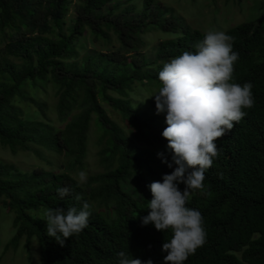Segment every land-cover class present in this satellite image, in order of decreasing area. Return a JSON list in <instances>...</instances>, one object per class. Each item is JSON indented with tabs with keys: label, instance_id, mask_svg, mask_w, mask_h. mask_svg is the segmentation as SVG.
<instances>
[{
	"label": "trees",
	"instance_id": "16d2710c",
	"mask_svg": "<svg viewBox=\"0 0 264 264\" xmlns=\"http://www.w3.org/2000/svg\"><path fill=\"white\" fill-rule=\"evenodd\" d=\"M262 3L260 15L225 32L234 37L233 49L239 54L233 82H251L255 104L215 141L219 155L205 173V188L195 191L187 203L201 212L207 239L185 264H264ZM120 5L116 0H0V37L6 40L0 50V144L13 154L28 151L41 160L52 153L61 159L63 170L24 172L0 161V203L14 214L17 229L11 246L25 238L29 248L36 239L42 264H119L121 251L143 264L149 259L164 264L162 245L171 231H157L154 224L142 221L150 212V184L163 182L175 168L168 167L173 153L162 135L168 125L156 112L140 110L130 93L136 83L162 86L158 74L163 64L184 51H195L205 33L183 26L154 0H143L140 12L134 6L119 11ZM72 6L76 16L66 29ZM86 29L95 41L108 42L113 32L119 49L96 50L79 58L76 42ZM179 29L182 35L159 42L154 58L148 56L147 61L143 36ZM37 82L58 86L60 121L73 115L64 128L25 118L19 100L44 113L45 104L26 92ZM105 105L119 113L124 126L110 118ZM93 117L102 132L98 145L106 172L80 183L73 173L84 167ZM65 187L69 194L61 198L57 189ZM179 187L183 191L185 185ZM77 195L80 201L75 200ZM84 202L91 206L88 227L61 246L47 235L44 210H79ZM103 206L109 208L106 216L100 210Z\"/></svg>",
	"mask_w": 264,
	"mask_h": 264
},
{
	"label": "clouds",
	"instance_id": "9594fccd",
	"mask_svg": "<svg viewBox=\"0 0 264 264\" xmlns=\"http://www.w3.org/2000/svg\"><path fill=\"white\" fill-rule=\"evenodd\" d=\"M233 43L234 37L224 31H207L195 51L172 58L158 74L162 87L153 97L157 114L166 113L168 126L162 135L173 153L172 163L164 162L175 168L163 176V182L150 184V212L142 223L154 224L157 231H171L170 239L162 245L164 264H185L206 243L204 218L187 203L193 192L205 188V173L219 155L215 141L230 132L247 115L245 109L255 104L253 84L233 82L234 65L239 59ZM79 179L83 182L86 172H79ZM180 184L185 185L183 191ZM57 192L63 198L69 189L58 188ZM81 199L80 195L75 197L76 201ZM43 215L47 235L63 246L66 239L88 227L91 206L84 202L79 210L45 209ZM118 255L119 264H143L123 251ZM147 264L153 261L149 259Z\"/></svg>",
	"mask_w": 264,
	"mask_h": 264
},
{
	"label": "rangeland",
	"instance_id": "374dc122",
	"mask_svg": "<svg viewBox=\"0 0 264 264\" xmlns=\"http://www.w3.org/2000/svg\"><path fill=\"white\" fill-rule=\"evenodd\" d=\"M121 1L119 11L128 7L134 6L136 12H140L143 8V0H116ZM163 10L172 11L183 26H187L191 30H200L204 33L210 30H220L226 32L229 28L234 27L240 23L253 20L260 15L262 10L263 0H154ZM113 5V4H112ZM107 6L104 12L109 10ZM76 16L74 6L71 7L69 14L66 16L67 29ZM170 17L171 15H167ZM182 29L177 33L149 31L144 36L147 61L148 56H152L156 46L159 42L174 39L182 35ZM6 45V40L0 37V50ZM120 43L116 35L110 32V40L107 42L103 38L95 41L93 35L88 29L85 34L78 38L76 42V54L79 58L92 53L94 51H117ZM132 58V55H127ZM150 58V57H149ZM154 56H152V59ZM75 60V59H74ZM71 60V61H74ZM155 83H136L133 91L130 93V98L133 103L142 111L148 113H157L155 94L158 93L159 88ZM28 97L34 98L36 101L45 104L44 113L35 107L29 101H18V106L22 107L24 116L32 121L40 120L49 122L57 128H64L67 121L71 120L73 115L68 117L66 121H60L57 112L58 104V86L51 82H37L35 86L29 85L26 88ZM112 95L117 96L112 93ZM108 115L115 122L124 126V122L119 113L113 108L105 105ZM162 121H166V113H161ZM95 117V116H94ZM91 123L88 146L84 156V167L73 173L80 183L86 182L91 177L102 175L106 172L102 164L100 156V147L98 145L99 137L102 132L96 127L95 122ZM0 161L13 165L15 168L28 172L35 170H54L55 172L63 173L60 168L61 159H57L52 153H46V160H41L32 152L18 151L13 154L8 148L0 144ZM59 167V168H58ZM86 172V179L81 182L79 179V172ZM195 192L192 193V195ZM114 203L111 204L113 206ZM100 210L106 216L109 208L101 207ZM14 214L3 204L0 203V264H42L41 253L38 241L34 239L27 247L26 239L19 241L17 247L11 246L13 238L16 236L17 229L13 225Z\"/></svg>",
	"mask_w": 264,
	"mask_h": 264
}]
</instances>
